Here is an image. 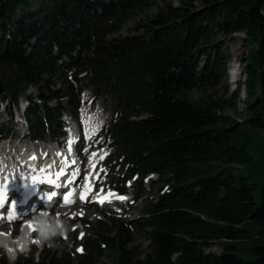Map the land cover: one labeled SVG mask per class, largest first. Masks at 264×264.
Masks as SVG:
<instances>
[{
  "label": "trees",
  "instance_id": "obj_1",
  "mask_svg": "<svg viewBox=\"0 0 264 264\" xmlns=\"http://www.w3.org/2000/svg\"><path fill=\"white\" fill-rule=\"evenodd\" d=\"M153 1L0 0V101L25 99L34 139L62 134V112L75 113L84 89L113 101L103 134L108 164L122 174L115 186L124 191L137 175L134 196L147 204L130 226L109 218L113 235L97 221L76 264H95L107 249L113 264H264V183L240 172L257 168L254 143H264V0L167 3L137 24L141 34L117 35ZM237 33L248 47L241 121L225 114L235 95L188 96L223 77L229 53L217 36ZM130 229L145 235L144 250L129 247ZM213 244L219 254L207 251ZM17 264L72 261L43 248Z\"/></svg>",
  "mask_w": 264,
  "mask_h": 264
},
{
  "label": "rangeland",
  "instance_id": "obj_2",
  "mask_svg": "<svg viewBox=\"0 0 264 264\" xmlns=\"http://www.w3.org/2000/svg\"><path fill=\"white\" fill-rule=\"evenodd\" d=\"M180 0H164L159 1L155 0L152 2L151 6L148 9H140L134 15L132 16V19L129 20L122 30L117 34H141L142 31H137L135 28L138 23L144 21L147 16L151 15L152 13L157 12V10L164 6V4L171 3L173 5H178ZM217 38L224 43L228 53H229V61L226 63V71L221 77V79L216 83L213 84L211 87L207 88H194L188 91V96L193 100H198L200 97L205 95H212L216 98L221 99H227L235 95V98L233 99L234 106L231 109H226L225 114L230 116L235 121H241L244 118L247 117L246 109H245V101L244 98L246 97V69H245V63L242 60H245L247 53H248V47L245 45L243 38L244 35L242 33L233 34L231 36H217ZM203 65V60L200 62V66ZM236 89V90H235ZM27 94L31 95L32 97H36L38 92L37 89L34 86H29L27 88ZM94 96V91L91 88H88L85 90L82 94L81 103L85 101V103H89L92 97ZM243 98V99H242ZM6 104V103H5ZM0 101V124H8L9 127L12 128V141L16 145H20L23 142L26 143L29 140L28 134L26 132V124L23 119L15 118V120L12 121V123H8V116H6L5 113L8 111H11L13 115L17 116L21 114V108L26 107V101L23 97L20 98V104L17 107H13L9 104L5 106ZM51 105L54 106V103ZM99 108L103 111L104 116V122L107 123V121L111 118L112 112H113V101L110 97H101L99 100ZM60 120L63 122L69 121V116L66 113H63ZM63 127V126H62ZM23 136V137H22ZM45 146H51L49 144V139L46 138L44 141ZM42 144V143H39ZM256 150L254 153L255 161H258L257 168H246L244 170H241V173H244L245 175H248L251 179V181L256 183H264V143L258 142V140L255 141ZM256 169V170H255ZM114 172L116 169L113 170ZM104 176V174H102ZM115 173L110 174V176H107L106 179L103 180L106 181V183L114 184L116 181ZM102 180V178H100ZM155 180V176L151 175L149 176L148 180L145 182V190L147 192H152V188L150 187L151 181ZM260 186L258 187L257 193L260 192ZM126 194H131V189H128L126 191ZM151 199V196L149 197ZM147 204L146 198H141L138 202L132 203V206L128 207V212L122 215H114L113 218H119L121 221H123L124 224L127 226H130L129 223L133 224V222L138 219L143 207ZM76 217H83V220L89 222L88 226H85V224H79L77 221L73 225H69L67 231L71 232L73 229H77L78 234L80 233V237L82 235H85L86 237L94 238V230L95 226L97 225V221L105 222L108 224V228L106 229V232L108 235H113V233L110 232V223L108 222V218H111V215L106 214H100L97 211H95L92 206H84L81 210L77 211ZM8 225V224H7ZM6 225V226H7ZM56 228V226H55ZM70 236L69 238H71ZM85 237V238H86ZM64 240L60 237L59 234H55L54 231H52L48 236L45 238H40V240H37V248H35V251L33 252L34 257H37V254L40 252L39 247H41L42 243L45 245L47 249L54 252H61L62 254L69 255L72 264H76L75 255L73 252H76L78 248L73 246L71 244V240ZM130 240L129 247H137L140 251L144 250L147 245L148 241L144 234L137 232L134 229H130ZM78 245L81 244V241L79 239L76 240ZM74 248V249H73ZM74 250V251H73ZM220 246L218 244H213L210 247L207 248V251L219 254L220 253ZM104 257L100 259V261L96 262L95 264H113L115 260V254L111 252L110 250H106L104 253ZM4 256L7 260V262L10 264V259L4 254L3 249L0 247V257ZM29 255H22L21 258H25Z\"/></svg>",
  "mask_w": 264,
  "mask_h": 264
},
{
  "label": "bare ground",
  "instance_id": "obj_3",
  "mask_svg": "<svg viewBox=\"0 0 264 264\" xmlns=\"http://www.w3.org/2000/svg\"><path fill=\"white\" fill-rule=\"evenodd\" d=\"M24 162L19 161L18 166L21 169L25 168V165H23ZM24 222L25 218L20 219L18 222L12 223L10 225H0V231H4V233H8L12 239L19 237V238H25L26 237V231L24 230ZM5 241V238L0 235V244H2Z\"/></svg>",
  "mask_w": 264,
  "mask_h": 264
},
{
  "label": "snow or ice",
  "instance_id": "obj_4",
  "mask_svg": "<svg viewBox=\"0 0 264 264\" xmlns=\"http://www.w3.org/2000/svg\"><path fill=\"white\" fill-rule=\"evenodd\" d=\"M69 144L71 145V141H69ZM93 155H96V153H93ZM101 159H103V157H101ZM49 183H52V181H49ZM51 195H55V193H52ZM112 194L109 193V196H111ZM81 199H84V194L81 195ZM108 199V196L106 197H103L101 200H100V203H103L104 200ZM117 199H120V200H123L125 199V197L123 196H118ZM3 200H4V191L2 188H0V204L3 203ZM64 200L67 201L68 200V196L66 195L64 197ZM9 219H11V215L9 216Z\"/></svg>",
  "mask_w": 264,
  "mask_h": 264
}]
</instances>
